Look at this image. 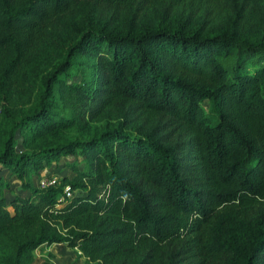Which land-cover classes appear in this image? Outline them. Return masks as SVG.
I'll return each instance as SVG.
<instances>
[{"label":"trees","instance_id":"trees-1","mask_svg":"<svg viewBox=\"0 0 264 264\" xmlns=\"http://www.w3.org/2000/svg\"><path fill=\"white\" fill-rule=\"evenodd\" d=\"M74 1L0 0V89L20 84L25 60ZM240 9L242 34L186 27L179 15L120 31L86 19L40 77L33 110L2 109L0 165L26 193L7 198L0 175V236L10 244L0 264H29L35 247L54 242L95 264H264V0ZM78 54L91 71L69 80ZM58 99L77 116L124 104L149 127L16 150L17 130L61 127L49 112ZM74 150L82 168L32 185V173ZM65 184L78 192L59 199Z\"/></svg>","mask_w":264,"mask_h":264},{"label":"rangeland","instance_id":"rangeland-1","mask_svg":"<svg viewBox=\"0 0 264 264\" xmlns=\"http://www.w3.org/2000/svg\"><path fill=\"white\" fill-rule=\"evenodd\" d=\"M250 2L252 0H249ZM135 10L131 17L130 11ZM241 0H132L125 3H101L92 0H75L68 11L63 15L60 24L48 29L43 42L25 60L22 80L18 85H5L0 89V132L7 126L2 109L6 108L11 116L29 113L33 110L34 101L38 94L40 77L61 58L65 47L77 38L80 29L87 21H104L114 31H120L128 25L135 29L144 24H153L161 21L172 25L171 17L179 15L186 27L201 23L203 29H228L237 34L247 33L242 21ZM253 15V14H251ZM248 20H250L248 18ZM259 30L258 32H260ZM75 62L70 69L69 80L78 81L81 74L91 71L92 65L85 64L87 57L84 54L75 56ZM57 106L49 108L53 117L62 119L61 127L46 130H17L15 132L14 148L29 150L54 141L70 138L83 139L96 134L102 128L120 124L124 129L133 133L146 132L148 120L130 118L131 114L124 104L111 105L102 109L96 116L83 114L77 116L68 106L59 99ZM205 111H208L207 100L200 102ZM78 168L84 165L83 155L77 150L59 155L56 159L44 164L36 173L30 175V181L36 186L39 175L54 174L57 183L63 176L73 173L70 165ZM0 175L8 184L4 190L7 198L14 193H26L21 188L15 175L0 165ZM73 192H78L74 190ZM10 253V244L6 237L0 236V257ZM138 257L130 258L126 264H141ZM52 262L53 264H95L75 247H69L64 242L40 244L31 251L29 264Z\"/></svg>","mask_w":264,"mask_h":264},{"label":"built area","instance_id":"built-area-1","mask_svg":"<svg viewBox=\"0 0 264 264\" xmlns=\"http://www.w3.org/2000/svg\"><path fill=\"white\" fill-rule=\"evenodd\" d=\"M56 183V176L54 174L50 175H39L36 179V186L39 188H43L49 185H54ZM73 191L69 188L67 184H65L62 188V194L59 196V199L68 198L71 196Z\"/></svg>","mask_w":264,"mask_h":264}]
</instances>
